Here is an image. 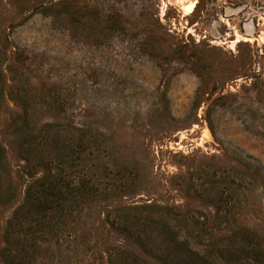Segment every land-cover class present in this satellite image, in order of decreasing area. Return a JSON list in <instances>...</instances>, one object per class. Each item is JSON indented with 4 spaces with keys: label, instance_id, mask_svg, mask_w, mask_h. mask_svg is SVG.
<instances>
[{
    "label": "rangeland",
    "instance_id": "obj_1",
    "mask_svg": "<svg viewBox=\"0 0 264 264\" xmlns=\"http://www.w3.org/2000/svg\"><path fill=\"white\" fill-rule=\"evenodd\" d=\"M0 145V264H264V0H0Z\"/></svg>",
    "mask_w": 264,
    "mask_h": 264
},
{
    "label": "trees",
    "instance_id": "obj_2",
    "mask_svg": "<svg viewBox=\"0 0 264 264\" xmlns=\"http://www.w3.org/2000/svg\"><path fill=\"white\" fill-rule=\"evenodd\" d=\"M60 142H61V140H60ZM58 143H59V141L57 142V139H54L53 141H51V144L48 145V147H46V146L44 147L40 143H38L36 146L29 147L25 153H27V155L32 154L35 157H38L39 159L41 158L40 160L38 159V161H37V163H39V165H40L39 167L44 169L46 174H49L50 176H54V175H52L53 173L58 172V171L59 172L63 171L62 170L63 162L58 160V158L56 157V154L61 155V154H63V152L69 153V151H70L71 152L70 154L73 157V154L74 155H82L85 151L83 145H78L77 151H75L74 149L71 150V147L70 146L68 147V145L66 143H65V145H63L65 147V149L62 150V147H59ZM3 155H5V149L3 148L2 145H0V159L2 158ZM47 160H49V161L47 162ZM73 163H75V161H72V164ZM27 165H29V164H26V167H27ZM75 167H77V166H75ZM55 177H53V178H55ZM56 178H57L56 183L54 181L50 182L49 180H47V182L49 184H51L52 188L56 190V192H54L52 195V200H51V196L46 197V200L44 199V202L41 203V206H39V208L37 206H30V207L36 208V209L38 208L37 212H41V213H50L52 210H56L55 205H51L53 203L56 204V202L50 203V201H56V200H54V198H57V201L58 200L62 201V198L63 199L65 198L63 196L62 192L60 191V188H59L60 183H62V185H63L64 181L60 179V176L56 177ZM41 185H42L41 188H43V191H45L44 195H48L47 193L50 191L51 188H49L48 185H45V184H41ZM65 186L69 189L70 183H65ZM81 189H83V188H81ZM28 197H30V196L28 195ZM40 198H42V197L39 195V199ZM60 208L64 209L62 206ZM144 221H145V219H144ZM137 222H139V221H137ZM44 223H46V222H44ZM44 225L46 226L47 224H44ZM132 225H134V224H132ZM40 229H43V228H40ZM122 231L125 232L126 230L123 228Z\"/></svg>",
    "mask_w": 264,
    "mask_h": 264
},
{
    "label": "bare ground",
    "instance_id": "obj_3",
    "mask_svg": "<svg viewBox=\"0 0 264 264\" xmlns=\"http://www.w3.org/2000/svg\"><path fill=\"white\" fill-rule=\"evenodd\" d=\"M191 8H192V10H193V8H194V5H193ZM192 10H191V11H192Z\"/></svg>",
    "mask_w": 264,
    "mask_h": 264
}]
</instances>
